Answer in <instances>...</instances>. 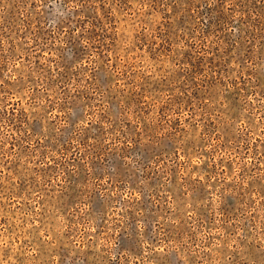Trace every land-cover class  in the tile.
I'll list each match as a JSON object with an SVG mask.
<instances>
[{
  "label": "rangeland",
  "instance_id": "1",
  "mask_svg": "<svg viewBox=\"0 0 264 264\" xmlns=\"http://www.w3.org/2000/svg\"><path fill=\"white\" fill-rule=\"evenodd\" d=\"M0 264H264V0H0Z\"/></svg>",
  "mask_w": 264,
  "mask_h": 264
}]
</instances>
